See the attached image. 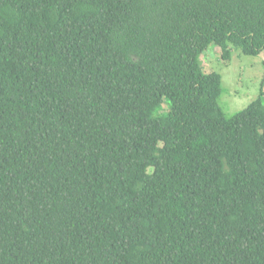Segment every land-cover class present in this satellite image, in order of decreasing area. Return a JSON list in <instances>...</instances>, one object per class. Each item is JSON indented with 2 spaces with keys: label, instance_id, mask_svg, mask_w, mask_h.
I'll list each match as a JSON object with an SVG mask.
<instances>
[{
  "label": "trees",
  "instance_id": "obj_1",
  "mask_svg": "<svg viewBox=\"0 0 264 264\" xmlns=\"http://www.w3.org/2000/svg\"><path fill=\"white\" fill-rule=\"evenodd\" d=\"M210 44L264 0H0V264H264L263 83L226 117Z\"/></svg>",
  "mask_w": 264,
  "mask_h": 264
},
{
  "label": "rangeland",
  "instance_id": "obj_2",
  "mask_svg": "<svg viewBox=\"0 0 264 264\" xmlns=\"http://www.w3.org/2000/svg\"><path fill=\"white\" fill-rule=\"evenodd\" d=\"M203 72H219L222 93L218 104L226 117L245 108L259 93L261 82L264 90V54L246 55L233 48L229 59L221 57L218 46L210 44L199 55Z\"/></svg>",
  "mask_w": 264,
  "mask_h": 264
}]
</instances>
